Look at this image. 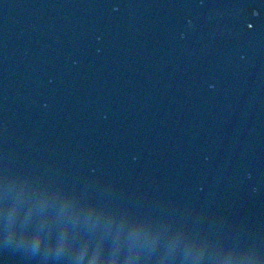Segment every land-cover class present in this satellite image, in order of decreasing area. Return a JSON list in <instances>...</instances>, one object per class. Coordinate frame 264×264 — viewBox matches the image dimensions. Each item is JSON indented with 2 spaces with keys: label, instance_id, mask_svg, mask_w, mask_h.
Wrapping results in <instances>:
<instances>
[{
  "label": "water",
  "instance_id": "obj_1",
  "mask_svg": "<svg viewBox=\"0 0 264 264\" xmlns=\"http://www.w3.org/2000/svg\"><path fill=\"white\" fill-rule=\"evenodd\" d=\"M0 264H264V0H0Z\"/></svg>",
  "mask_w": 264,
  "mask_h": 264
}]
</instances>
